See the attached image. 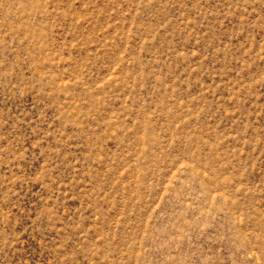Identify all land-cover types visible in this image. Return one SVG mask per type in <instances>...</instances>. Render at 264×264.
<instances>
[{"label": "rangeland", "instance_id": "rangeland-1", "mask_svg": "<svg viewBox=\"0 0 264 264\" xmlns=\"http://www.w3.org/2000/svg\"><path fill=\"white\" fill-rule=\"evenodd\" d=\"M0 264H264V0H0Z\"/></svg>", "mask_w": 264, "mask_h": 264}]
</instances>
